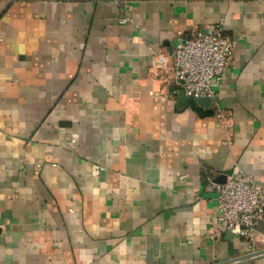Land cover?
Listing matches in <instances>:
<instances>
[{"label": "crops", "instance_id": "obj_1", "mask_svg": "<svg viewBox=\"0 0 264 264\" xmlns=\"http://www.w3.org/2000/svg\"><path fill=\"white\" fill-rule=\"evenodd\" d=\"M220 19L235 50L193 108L151 69ZM238 172L264 185V0H0V264L263 250L264 222L253 247L217 222L209 180Z\"/></svg>", "mask_w": 264, "mask_h": 264}, {"label": "built area", "instance_id": "obj_2", "mask_svg": "<svg viewBox=\"0 0 264 264\" xmlns=\"http://www.w3.org/2000/svg\"><path fill=\"white\" fill-rule=\"evenodd\" d=\"M123 21L126 22V18ZM235 46L236 39L220 19L206 32L192 30L180 36L170 61L160 56L151 73L167 87L174 86L188 96L211 97L214 101ZM215 116L220 122L228 118L223 108H219ZM226 126L230 131L232 126ZM209 188L216 191L217 222L232 234L249 240L253 247L259 233L258 225L264 222V185L253 176L238 172L227 175L223 183L210 179Z\"/></svg>", "mask_w": 264, "mask_h": 264}, {"label": "water", "instance_id": "obj_3", "mask_svg": "<svg viewBox=\"0 0 264 264\" xmlns=\"http://www.w3.org/2000/svg\"><path fill=\"white\" fill-rule=\"evenodd\" d=\"M175 98L178 100H187L188 104L196 107L195 105H199L202 107H211L213 105V99L211 97H195V96H186L185 92L183 90H180L178 92L175 93ZM186 96V98L184 99V97ZM227 178V175H220L218 176L215 181L219 182V183H223L225 182ZM263 224L260 223L259 226ZM259 258H264V249L263 250H259V251H254V252H249L247 254H243L237 257H234L230 260L221 262V263H217V264H239V263H243V262H248L251 261L253 259H259Z\"/></svg>", "mask_w": 264, "mask_h": 264}]
</instances>
